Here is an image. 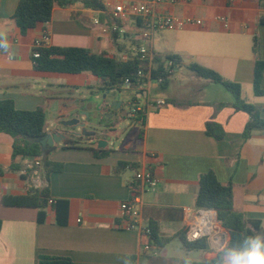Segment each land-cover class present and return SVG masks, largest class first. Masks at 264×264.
<instances>
[{
  "label": "crops",
  "instance_id": "crops-1",
  "mask_svg": "<svg viewBox=\"0 0 264 264\" xmlns=\"http://www.w3.org/2000/svg\"><path fill=\"white\" fill-rule=\"evenodd\" d=\"M96 1L102 9L85 7L82 0L55 5L48 22L21 34L11 20L19 0H0V38L8 43L6 50L0 49V100H12L18 110L43 108L44 134L62 135L54 149L41 155L38 171L45 178L49 198L67 202L62 224L57 223L52 205L46 204L43 220L38 221L37 208L2 203L3 198L26 195L32 188L30 173L21 174L20 158H12L11 137L0 133V264H38L40 255L67 257L72 264H149L150 252L141 251L139 233L125 229L119 213L120 203L130 198L131 185L145 169L153 171L158 180L155 190L141 195L144 223L154 222L159 239L158 245H152L155 258L180 264L185 259L210 260L218 253L209 242L208 251H185L181 246L175 255H168L167 250L170 242L181 244L178 236L185 235L197 209L198 178L209 170L221 184H230L233 210L258 221L264 230V131L243 137L249 118L234 108L231 93V98H222L211 84L191 87L201 98L181 102L179 97H159L167 103L147 108L142 123L126 116L128 125L122 127L121 98L114 110L109 102L115 98L108 97L114 93L101 90L100 78L89 72L72 75L33 70L32 44L44 35L46 47L84 48L110 57L141 43L140 21L112 19L110 12L116 4L146 0ZM156 9L202 22L172 30L179 34L173 42H164L163 51H158L162 47L154 33L148 46L156 57L175 56L180 63L178 72L184 65L192 73L187 66L194 63L240 84L243 100L264 118V76L259 87L262 93L256 95L253 87L255 62L264 61V24L259 22L264 17V0H180L159 4ZM104 22L117 24L123 34L103 33ZM168 85L169 81L165 87ZM152 87L159 86L152 84L148 91ZM92 122H99V130L91 128L83 134ZM207 123L214 125L212 135L206 134ZM222 133L221 140L213 135ZM78 138L80 147L62 148L65 141ZM99 140L106 142L102 149L109 151L101 158L87 149L97 148ZM44 157L61 169L45 167ZM119 162L135 168L116 172ZM193 254L197 256L192 258Z\"/></svg>",
  "mask_w": 264,
  "mask_h": 264
},
{
  "label": "trees",
  "instance_id": "trees-1",
  "mask_svg": "<svg viewBox=\"0 0 264 264\" xmlns=\"http://www.w3.org/2000/svg\"><path fill=\"white\" fill-rule=\"evenodd\" d=\"M74 0H19V3L11 17L15 26L21 34L34 28L39 23H46L51 19L52 9L55 5H68ZM85 7L93 9H102L100 2L96 0H82ZM264 24V17L259 19ZM253 52H257V40L253 39ZM39 56L31 55L32 68L39 72L62 73V74H80L89 72L91 75L100 78L103 81L101 90L121 91L123 89V80L132 79L137 70L142 67V62L133 57L127 61H119L116 57H110L107 54H95L84 48L76 47H45L37 49ZM158 67L161 66V59L155 57ZM187 68L198 78L207 79L215 84L221 85L227 90L234 99V108L243 111L248 115V121L243 130V137L247 138L253 131H264V118L259 114V110L252 104L243 100L241 96L240 84L230 81L212 69L204 68L200 65L191 63ZM159 70L154 72L158 75ZM153 75V77H154ZM264 76V61L257 60L253 72V87L256 95L261 94L260 83ZM168 80L160 87H165ZM167 103V102H166ZM144 120V118H143ZM142 120V122H143ZM214 125H206V134L212 135ZM45 113L43 108L38 107L34 110H18L10 99L0 100V133H4L12 139V158L16 157H40L42 155L38 140L44 134ZM217 140H221V135L213 134ZM80 138L76 141H65L62 148L80 147ZM95 157H105L109 151L87 147ZM45 167L51 166L53 170L61 169V166L49 163L43 158ZM125 166V167H124ZM134 169L133 165H127L119 162L115 168L118 172L121 169ZM198 193L195 198V207L197 209H213L217 213L218 219L224 229L229 234V240L225 247H232L243 240L245 236H253L257 233L264 234L258 221L249 220L243 214L236 212L232 207L230 184L223 185L215 177L213 171L209 170L201 174L198 178ZM49 198L47 188L41 191L31 190L26 195L8 196L3 198L2 203L6 206L33 207L39 210L38 221L43 220V209L46 207ZM56 213L57 223H64L67 213V202L57 200L52 204ZM152 231V245H158L156 229L154 222H150ZM1 230V221H0ZM181 246L185 251H208L209 244L206 238H201L194 242H188L184 233L179 234ZM161 245L167 239H161ZM155 249L148 254L149 264H169L160 258L154 257ZM191 264H214V259L195 261L185 259ZM183 260L180 264H185ZM38 264H72L71 259L67 257L40 255ZM172 264V263H170Z\"/></svg>",
  "mask_w": 264,
  "mask_h": 264
},
{
  "label": "built area",
  "instance_id": "built-area-1",
  "mask_svg": "<svg viewBox=\"0 0 264 264\" xmlns=\"http://www.w3.org/2000/svg\"><path fill=\"white\" fill-rule=\"evenodd\" d=\"M180 0H146L143 3H127L116 4L113 6L110 17L112 19H122L132 17L140 21L139 39L141 43L134 44L123 51L116 58L119 61H127L133 57H137L142 62L135 76L125 78L123 80V88L134 87L136 95L126 107V116L128 118H138L142 123L147 108H159L166 104L161 98H151L148 88L150 85L161 86L165 80H169L175 76L180 66L179 60L175 56H165L161 59V66L155 62L156 55L149 48L148 42L153 34L157 31L176 30L186 25H201L200 20L192 18H181L158 12L156 6L162 3L175 4ZM94 24H99L98 18H93ZM103 33L123 34L122 29L115 23H103L101 27ZM47 46V37L44 35L40 39H36L32 44L31 55L38 57L36 51ZM159 70L158 75L154 72ZM154 75V77H153ZM21 174L30 173L31 188L35 191H41L46 187L44 176L38 171L42 166V157H21L20 158ZM137 181L131 185V194L128 200L119 205V213L125 229L136 231L139 233L141 242V251L143 253L152 250V231L149 225L144 223L141 212V195L145 191H153L157 188L158 180L153 171L142 170L135 178ZM54 200L48 198L47 204L52 205ZM185 238L188 242H194L201 238L207 241L215 248L220 249L225 246L228 235L223 228L221 221L217 217V213L213 209H195L192 213V219L186 231Z\"/></svg>",
  "mask_w": 264,
  "mask_h": 264
},
{
  "label": "rangeland",
  "instance_id": "rangeland-1",
  "mask_svg": "<svg viewBox=\"0 0 264 264\" xmlns=\"http://www.w3.org/2000/svg\"><path fill=\"white\" fill-rule=\"evenodd\" d=\"M179 34L177 31H171V30H163V31H157L155 32V38L159 39L160 45L162 48H156L158 51H163L164 49V42H173L176 36ZM184 63H187V61L183 60ZM176 77H171L169 81V85L165 88H156L152 87L149 90V96L151 98H169V97H179V101L181 102H187V101H194L201 98L200 94L198 92H193L191 87L194 88L195 86H200L201 84H211L215 88V92L219 94L220 97H230V93H228L222 86L216 85L210 80L207 79H201L193 75V73H190L186 67L183 65L179 69V72L177 71ZM193 83V84H192ZM199 84V85H198ZM124 89V90H123ZM120 92V98L121 102L123 103L120 110V125L122 127H126L128 125V118L126 117V107L127 103H130L133 98L136 95V91L134 90V87L132 88H123ZM187 90H190L191 92L185 96H179L181 93H185ZM245 94L248 95V91H245ZM109 98L112 97V95H108ZM100 122V121H99ZM99 122H92L89 127L85 128V131L83 134L87 132V130L96 129L99 130ZM92 128V129H91ZM117 145V144H116ZM132 171V170H131ZM131 171H127L128 173H131ZM181 248V244L178 241L170 242V245H168L167 250L169 252L168 255H175V253L178 251V249ZM195 254H193L191 257L194 258Z\"/></svg>",
  "mask_w": 264,
  "mask_h": 264
},
{
  "label": "clouds",
  "instance_id": "clouds-1",
  "mask_svg": "<svg viewBox=\"0 0 264 264\" xmlns=\"http://www.w3.org/2000/svg\"><path fill=\"white\" fill-rule=\"evenodd\" d=\"M8 43L0 38V49H7ZM214 264H264V234L245 236L232 247H222L213 257ZM185 264H191L185 260Z\"/></svg>",
  "mask_w": 264,
  "mask_h": 264
},
{
  "label": "water",
  "instance_id": "water-1",
  "mask_svg": "<svg viewBox=\"0 0 264 264\" xmlns=\"http://www.w3.org/2000/svg\"><path fill=\"white\" fill-rule=\"evenodd\" d=\"M112 97L115 98L114 100L109 102V105L113 107L114 110H117L118 107L121 105V102L119 101L120 95L117 94V91H113ZM109 92H107V95ZM111 97V98H112ZM103 98H106V94L103 95ZM63 139L62 135L60 133H46L41 136V138L38 140V143L41 147L42 155L48 154L51 149H54V144H57L61 142ZM106 145V142L103 140L98 141L97 148L102 149Z\"/></svg>",
  "mask_w": 264,
  "mask_h": 264
}]
</instances>
